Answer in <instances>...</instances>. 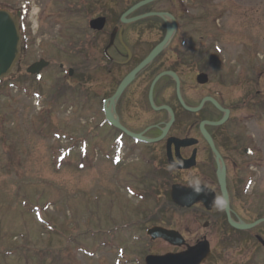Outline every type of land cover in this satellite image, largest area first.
<instances>
[{
	"label": "flooded vegetation",
	"instance_id": "obj_1",
	"mask_svg": "<svg viewBox=\"0 0 264 264\" xmlns=\"http://www.w3.org/2000/svg\"><path fill=\"white\" fill-rule=\"evenodd\" d=\"M47 10L50 28L61 29L52 31V55L39 59L49 62L45 69L58 64L57 78L68 88L63 97L98 122L93 133L91 119L85 121L86 139L101 142L106 159L116 154L123 161L105 180L107 191L128 187L127 198L143 197L145 221L153 203L164 216L153 225L183 236L180 246L151 240L170 248L147 254L201 244L200 264H264V56L253 64L245 51L250 42L235 40V33L229 39L233 3L54 0ZM175 186L200 188L209 200L180 205L172 199ZM114 197L104 201L135 198ZM167 211L176 213L175 226Z\"/></svg>",
	"mask_w": 264,
	"mask_h": 264
},
{
	"label": "rangeland",
	"instance_id": "obj_2",
	"mask_svg": "<svg viewBox=\"0 0 264 264\" xmlns=\"http://www.w3.org/2000/svg\"><path fill=\"white\" fill-rule=\"evenodd\" d=\"M229 1L234 5V31H228L229 39L235 33V40L250 42L245 43L251 47L245 51L251 62H261L264 0ZM53 2L0 0V7L13 12L26 7L20 23L27 44L20 73L0 83V264H145L147 249L170 248L162 241L151 244L147 235V228L163 219V214L150 203L146 209L152 219L145 221L140 208L144 203L136 197L123 204L104 201L105 196L116 194L119 200V194L126 197L128 191H107L112 187L107 178H112L119 163L114 164L115 153L105 158L101 142L86 139L85 121L91 119V131L96 133L95 117L67 96L57 102L58 65L46 69L40 82L26 73L32 62L52 55V31L61 29L50 28L54 16L47 9ZM233 45L245 49L240 43ZM244 63L240 69H245ZM260 97L264 98V88ZM83 141L89 144L88 154ZM175 214L165 213L167 219L171 215L172 226L179 220Z\"/></svg>",
	"mask_w": 264,
	"mask_h": 264
},
{
	"label": "water",
	"instance_id": "obj_3",
	"mask_svg": "<svg viewBox=\"0 0 264 264\" xmlns=\"http://www.w3.org/2000/svg\"><path fill=\"white\" fill-rule=\"evenodd\" d=\"M21 51L22 35L19 26V16L12 14L6 9H0V80L10 76L14 71L19 70ZM46 66L47 63L41 60L31 65L27 71L32 74L40 75L41 70ZM128 81L127 79L124 85ZM118 94H120V92ZM111 121L115 125L120 126L118 121ZM201 192L200 188L194 190L175 186L172 191V196L176 203L190 206L201 198L209 200L206 196L201 195ZM225 194L227 193L225 192ZM149 234L154 239L164 238L176 245H181L183 243L182 236L179 232L174 230L155 227L149 230ZM201 246L202 245L193 247L188 252L181 254L148 256L146 261L148 264H200L206 257V253L201 251Z\"/></svg>",
	"mask_w": 264,
	"mask_h": 264
}]
</instances>
